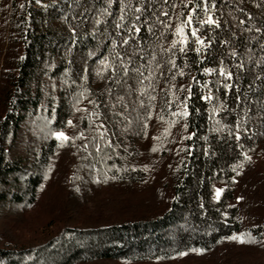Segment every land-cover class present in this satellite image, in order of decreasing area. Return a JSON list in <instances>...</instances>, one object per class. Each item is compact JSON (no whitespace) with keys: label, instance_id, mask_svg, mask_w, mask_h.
<instances>
[{"label":"trees","instance_id":"obj_1","mask_svg":"<svg viewBox=\"0 0 264 264\" xmlns=\"http://www.w3.org/2000/svg\"><path fill=\"white\" fill-rule=\"evenodd\" d=\"M124 2L132 7L121 13L120 0L111 7L107 0H0V52L6 36L12 48L10 71L3 65L10 90L0 118V208L35 204L66 153L60 176L74 196L98 184H144L161 162L170 192L165 209L68 226L37 246L0 248V264L217 263L233 246L264 249L255 197L264 163V0H216L215 8L208 0L220 27L199 23L207 19L201 6L193 26L204 44L194 51L186 29L183 53L170 45L189 0ZM142 5L146 10L135 13ZM137 15L141 31L130 32ZM105 57L108 66L100 63ZM206 67L216 71L205 74ZM221 67L232 79L219 75ZM209 94L213 99H201ZM184 103L187 117L180 115ZM234 235L244 242L229 239Z\"/></svg>","mask_w":264,"mask_h":264},{"label":"rangeland","instance_id":"obj_2","mask_svg":"<svg viewBox=\"0 0 264 264\" xmlns=\"http://www.w3.org/2000/svg\"><path fill=\"white\" fill-rule=\"evenodd\" d=\"M6 38L7 36L0 52V118L6 111L3 93L10 90L9 79L4 75L8 72L3 65L5 62L10 64L9 71L12 66V57L7 53L12 48L9 47L10 43ZM152 143L155 141L152 140ZM65 155L66 153L59 157L60 161L54 162L56 170L51 173L46 185L40 189V196L35 204L23 206L21 210L14 207L0 208V248L19 249L37 246L68 226L84 228L115 224L155 215L165 209L170 192L168 183H165L164 178L161 179L166 173L161 162L155 165L154 161L149 160L151 167L153 163L155 165L154 171L151 169L150 174L151 176L153 173L154 178H150L151 180L144 184L133 186L98 184L88 186L83 193L74 196L69 195L67 184L60 176L63 172L61 168L67 164L63 160ZM259 167L261 174L257 180L260 182L255 197L260 205L259 213L264 214V163ZM68 173L69 170L64 176L66 177ZM228 255L217 263L206 257H194L163 263L101 261L89 264H264V249L258 246L252 248L233 246L228 249Z\"/></svg>","mask_w":264,"mask_h":264},{"label":"snow or ice","instance_id":"obj_3","mask_svg":"<svg viewBox=\"0 0 264 264\" xmlns=\"http://www.w3.org/2000/svg\"><path fill=\"white\" fill-rule=\"evenodd\" d=\"M36 2L40 3V0H36ZM165 2H167V0H165ZM107 3H108V6L111 7L112 3H113V0H107ZM183 6L187 7V8H190V10L186 14V19L181 20L179 23H177L175 25V30H174L173 34L177 37V39H173L172 40V43H171L170 47L176 48L177 46H179L180 52L181 53L185 52L186 48L188 46V40H189V32H187L186 29H190V36L192 38H194V42H195V44L197 46L194 49V51L200 52L201 46L204 44V41L201 39V36L198 35V29L193 26V16L195 14H197L198 9L202 6L204 13L207 15V19L200 20L199 21L200 24L209 25V26L215 25V27L219 28L220 27V22L215 20L211 16L210 10H209L208 0H197V3H195V4L192 3V0H189V3L188 4H184ZM131 7H132V5L130 3L129 4H125L124 0H120V11H121V13H123L126 8H131ZM211 7L212 8L216 7V0H212ZM146 8H147V5H142L141 7H136L135 8V13H140L142 11H145ZM105 11H107V9H105ZM240 11H243V9H240ZM162 14L165 17L168 16L167 12H163ZM124 19H125L124 15H121L119 17L120 23L116 24V28L117 29H120L122 27ZM140 20H141L140 16H138V15L135 16L134 21L131 23V25L129 27V31L130 32L139 33L141 31V29L139 27H137V24L140 22ZM97 23H99V21H97ZM239 23L241 25H243L245 23V21L241 20ZM164 27L165 28H169L170 25L165 24ZM148 30L151 32L152 31V27L150 26ZM260 31H261L260 28H256V32H260ZM122 40H123V43L125 45H127L129 43L128 37H122ZM112 44L115 47L116 41L113 40ZM262 47H264V45H262ZM232 55H236L235 51L232 52ZM153 59H155V57H153ZM100 63L103 66H108L107 57H105L103 60H101ZM169 63H172L173 67H175L174 61H169ZM238 67H242V65H240ZM122 70H123V72L125 74L129 73V71H130V69L127 66H124ZM133 71L139 72V69H134ZM203 71H204L205 74H211V73H213L216 70L206 67V68L203 69ZM180 75H184L182 70L180 72ZM219 75L225 77L226 80L232 79V76H233V74L231 72H229L227 69H225L223 67L219 68ZM204 87H208L207 82L204 84ZM223 87L225 89H227L229 87V85L227 83H224ZM189 88H190V86H189ZM189 95H190V93H189ZM153 99H154V97H153ZM201 99L211 100V99H213V96L211 94H209V95L202 96ZM180 115H183L185 117H187L189 115L188 106H187L186 103H184V108H183V111L180 113ZM68 123L71 124L72 122L69 121ZM52 135L55 136V138L57 140L67 141L69 139L63 132H54V133H52ZM101 135H103V133H101ZM236 139L237 140L240 139L239 133L237 134ZM221 191H222L221 189H217L216 190L217 198L219 197ZM229 239H232V240L240 239L241 243L244 242L243 239H241L240 237L235 236V235L229 237ZM249 242H253V241H249ZM194 251H201V250L194 249ZM179 255L183 256V255H185V253L181 252V253H179Z\"/></svg>","mask_w":264,"mask_h":264}]
</instances>
